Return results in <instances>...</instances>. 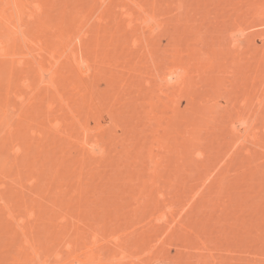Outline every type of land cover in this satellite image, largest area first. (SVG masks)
Masks as SVG:
<instances>
[{
    "label": "rangeland",
    "instance_id": "obj_1",
    "mask_svg": "<svg viewBox=\"0 0 264 264\" xmlns=\"http://www.w3.org/2000/svg\"><path fill=\"white\" fill-rule=\"evenodd\" d=\"M97 1L48 0L47 5L53 28L52 46L58 47L59 30L70 31L72 36L77 31L85 34L82 51L95 74L89 78H95L90 90L96 94L93 103H98H92L90 108L94 109L99 104L101 109L110 108L111 117L115 119L113 123L119 126L113 128L112 124L110 130L105 131L102 155L88 156L76 142L71 141L80 137L75 119H81V123L85 122L90 129L96 121L103 124L109 120L104 110L95 120L85 107V101L90 102L89 96L81 97L85 78L68 69L63 58L59 61L60 70L70 78L57 82L63 103H69L66 107L58 96H53L56 93L49 92L51 97L46 88L40 91L43 83L36 91L34 85L28 88L34 91L21 90L19 78L14 77L9 86L4 69L7 64L0 57V114L7 100L11 110L5 120L0 115V264H15L14 258L17 257L21 261L18 264L33 263L26 257L28 251L22 249L25 234L35 242L40 259L47 261L45 264H55V253H60L64 260L67 256L65 243L69 240L66 234L70 229L66 233V225L60 224L66 221H60L66 217L67 202L74 193L94 187L99 190L102 200L98 199L97 204L91 205L89 215V210L86 212L88 216L82 213L84 218L74 220L77 225L80 221L86 223V220L89 223L94 220L103 222L104 219L111 223L106 233L99 235L102 241L105 240L102 248L106 245L104 249L109 250L107 247L114 246L115 240H123L122 236L125 238L136 225L132 226L131 220L140 214L130 212V205L136 202L132 199L135 191L160 187L165 194L164 199L174 202L178 208L183 203L181 201L190 198V189H197L208 177L214 183L209 184L210 180L205 188L212 185L209 188L215 192L241 193L242 213L238 222L232 223L230 233L235 240L244 243L243 247L248 245L247 251L243 248L248 255L242 253L245 256L241 255L242 264L254 259L264 264V51L257 38V33L264 31V26L251 25L260 21L257 17L264 11V0H136L138 5L144 6L147 15L153 14L160 24L155 33L144 34L139 29H126L121 11L130 9L135 11L134 17L140 16L128 0H105L107 2L102 3L106 5H102L104 9L96 7V4L100 6ZM37 22L33 24L36 38L43 34ZM136 23L134 21L132 27L136 28ZM242 27L246 28L244 32L238 30ZM235 30L238 32L232 35ZM138 32L142 34L140 37L136 34ZM248 37H252L250 41ZM235 38H239L236 44L233 42ZM240 39L247 41L244 44ZM238 44H242L241 47ZM180 58L188 67V88L195 92L196 98L188 110L184 109L185 99L180 98L176 103L172 100L171 90L159 85V78L165 70ZM178 72L182 73V70ZM33 81L37 82L36 79ZM7 91L10 93L5 98ZM16 95L18 98L25 96L26 100L32 97L28 99L32 103L21 98L23 103L30 104L25 103L23 108ZM47 99L53 103L52 111L46 110ZM175 105L179 107L178 113L183 111L181 117L175 115ZM19 113L22 116L18 115V118L16 115ZM240 114L246 118L241 117L246 126L250 124V128L256 129L258 135L254 141L248 137L241 143L232 134L231 123ZM73 115L77 117L74 119ZM56 122L57 126L51 128ZM36 125L42 128H35ZM161 141L166 142L164 147H161ZM152 155L154 162L150 159ZM215 179L226 183L217 185ZM91 180L105 183L95 186ZM89 182L91 187H87ZM179 194L184 197L179 198ZM214 200L205 205L213 207ZM3 203L11 206L10 210L16 215L18 224L22 223L20 227L25 234L19 232L17 223L8 219ZM115 207L119 210L113 209ZM208 207L209 214L211 208L208 210ZM217 215L214 213L212 221L217 220ZM63 227L64 231L60 229ZM239 235L240 240L236 238ZM249 247L254 248L250 250ZM253 250L258 251V256ZM142 256L140 259H144ZM124 260H121L122 264Z\"/></svg>",
    "mask_w": 264,
    "mask_h": 264
},
{
    "label": "bare ground",
    "instance_id": "obj_2",
    "mask_svg": "<svg viewBox=\"0 0 264 264\" xmlns=\"http://www.w3.org/2000/svg\"><path fill=\"white\" fill-rule=\"evenodd\" d=\"M98 1L100 2V6H98L99 4H96V2H94L96 4V7H99L98 9L100 8L104 9L106 5L104 6L103 4H105L104 2H107V1L105 0H98ZM128 1H129L128 4H131V6L135 7L136 10L138 11V12L136 11L137 14L139 13L140 16L134 17L135 11H131L130 9L128 11H124L126 9L121 11L122 10L121 9L120 10L121 14H123L124 20L126 22L125 23L126 29L129 30V29L134 28L136 30L138 29L141 30L140 31L141 33L143 32L155 33V31L160 28V24L156 20L155 16L153 14L147 15V13L144 11L145 9H143L144 6L142 7L141 5H138L139 3H137L136 0H128ZM45 2L46 3H43L42 0H0V57L3 60H5L7 64V67L6 66L5 68L3 67L6 70V73H5L6 76H8L7 81L9 83L10 80H12L14 77H18L19 78L17 79L18 87L21 88V90L22 88H24V90L27 89L28 91H32L33 88H35L34 90L36 91L38 88H40V84L43 83V87L41 86L42 88L40 89V91L43 92V88H46L48 95L51 96L49 92L56 93L53 96H58L59 100H61V102L63 103L64 99H63L62 94L59 92L60 88L59 86L57 87V85H59L57 84V82L59 83L61 79H63L64 81H68V79H70L69 77L64 76L65 75L64 72H62V70H60L59 68V61L63 58L62 60L65 61L67 65L69 66L68 67L66 65L68 69L71 68V70L76 75L82 78H85V81H83L84 82L83 83L84 93L81 94V97L84 99L86 96H89L90 102L85 101L87 105L85 107L88 108V111L90 112L92 118H95L96 120L97 117L101 116L100 115L101 110L102 111L104 110V113H106L109 117V120L105 121V123L103 124H101L99 121H96L95 126L92 129H90V127H88L85 122L81 123V119H75L77 116L73 115L74 116L73 118L75 119L74 121L76 123L75 127L76 126L78 127L80 137L79 138L75 137L71 141L76 142L77 145L80 147V149L83 150V152L87 153L88 156H96V155H99V153H101L100 155H102L103 153L102 145H103V140L105 138L104 137L105 131H109L110 130L109 127L112 126V124H113L112 126L113 128L114 127L116 128V126L117 127L119 126L113 123L115 122V119L111 117L112 111L110 108L107 107L105 109H101L99 107L100 104L97 105L94 109L90 108L93 101L95 100L94 96L96 94L94 95L93 91L90 90L91 85L93 84L95 78H93V80L89 78L90 77L92 78V76H95V74L90 64L89 59L86 57L85 54H83L85 53L83 52L84 50L82 51L84 47L83 45L84 43L82 39L84 33H82L81 31H77V33L74 34L76 36L73 35L74 36L73 38L70 31H64L63 29L59 30V34L57 35L58 36L57 37L58 47L52 46V44L50 43H51V31L53 28L50 25L49 8H48L49 6L47 5L48 0H45ZM102 5L104 7H102ZM257 18H259L260 21L258 23H255L256 22L255 21L254 24L252 23L251 25H253V27L264 26V11L258 14ZM36 21L39 22V23L37 22V25L40 24L39 29L41 30L42 28V31H43L42 32L43 34L40 33L41 37H37V38L35 37L36 35L34 36L33 34L34 33L33 31H35L33 28V24ZM134 21H137V23L135 24L136 28L135 26L132 27V24ZM73 22L75 23L76 19ZM248 27H252V26H248ZM237 28H241V27L237 26ZM238 30L240 31L242 30L244 32L246 28L238 29ZM238 30L232 31L231 34L233 35L234 32L237 33ZM247 31H245V34ZM36 32L37 34H39L38 29L36 30ZM140 32L136 34H138L139 36ZM257 34H258L257 38L259 37L261 41V45L263 46L262 51H264V31H261L260 33H257ZM246 38H247V34H246ZM251 38H249V41ZM143 39H147V38H143ZM151 39L153 40V38ZM237 40L235 38L236 42L235 41L233 42L236 44ZM243 40L244 39L242 40L240 39V41L242 42ZM245 41L247 40H244V44H245ZM233 42H232V45H234ZM238 43L240 42L238 41ZM250 43H252V41ZM242 44H238V45H240L241 47ZM181 60L182 59L180 58V61L179 60L175 62L173 61L174 64H172L165 70L164 74H162L163 76L162 77L159 76L160 77L159 85L160 87L162 86V88H165L166 90H169V89L171 90L170 92L172 93V100L175 101L176 103L178 102L180 98L185 99L186 103H185L184 109L188 110L193 104H195L194 101L196 98H194L195 96L193 94L195 92L193 91L191 92V90L188 88V86L190 85L189 84L190 79L188 80V76L190 78V75L188 74V71H189L188 67L184 66ZM5 70L3 71L5 72ZM179 70H182V73H179L178 72ZM34 79H36L37 81L36 83L33 81ZM32 81L34 82V84H32L33 83ZM12 82L13 81H11L8 85L11 86ZM69 82H70L69 84L72 83L71 80ZM33 85L34 87L32 88V90H29L28 88H30ZM8 91H7V94H5V98H6V95H9L10 93ZM43 94L45 95V90ZM17 96L19 95H16V97ZM21 98L23 97L21 96ZM21 98L19 97L18 100L20 99L22 101ZM25 98L27 97L24 96L23 99ZM38 98L39 97H37L36 100ZM46 98H47V95L44 97V99ZM28 99L27 100L25 99V100L31 101L32 103V100H28ZM36 100L35 102L38 101ZM26 101L25 103H27ZM49 101L50 100H48V102L46 101L48 103L47 104L48 109H46L47 105H46V108L45 107L44 108L49 111L51 109L52 111L53 103L52 102L49 103ZM6 102H4L5 103V105H3L4 108H2L1 110V114H2L1 119L3 118L4 120L8 116L9 112L11 111L9 110L10 107H8V105L10 106V104H8L9 101L7 103ZM25 103H23L22 101V103L20 104H22V107H23ZM96 103L94 102L93 104H96ZM63 104L66 107H68L67 104L69 105L68 102L67 104L66 103H63ZM27 105H30V104L27 103ZM174 107H175V111H177V108H179L177 105H175ZM29 108H31V106H29ZM35 109L36 108H34V110ZM177 113L178 111L175 113V115L180 116L181 113L183 114V111L181 113H178V114ZM18 115H20V113L17 114L16 116L18 117ZM241 117L243 118V115L241 114H240V117L236 116L237 119H234L233 120L234 122L231 123L230 127L233 132L232 134H234V136H236L235 138L237 139V141L241 143L243 141H246L248 137H251L254 141V139L256 138V135H258L256 134L257 133L256 129L250 128L249 127L250 124L249 126H246V124L243 121V119H246V118L242 119ZM7 122L6 124H8ZM38 125H36L35 128H37ZM55 125L57 126V122L53 123L51 128H53V126L56 127ZM38 127L40 129L42 128L40 126ZM53 129L51 131H53ZM37 132L40 133L39 130ZM55 132H58V131H55ZM94 132H96V135L94 134ZM12 134L14 135V133ZM165 145H166V142L161 141V147H164ZM14 150L15 152L17 151L16 147L14 148ZM150 159L153 161L154 156L153 155L150 156ZM91 181H92L91 183L92 185L96 184L95 186L105 183V182L101 183L100 181H96V182L93 180ZM215 181H216L215 183L216 184L218 183L219 185L226 183L220 179L218 180L215 179ZM90 182L87 187L92 186ZM207 182L208 183L210 182L209 184L214 183L213 179L212 178L210 179V177H208L201 182L200 187L197 186V189L195 188L194 190H192L189 188L191 190L190 192H188L189 195L191 194L190 198L187 197L189 198L188 200H186L187 199L186 198L185 201H181L183 203L181 206H178V208L175 206L177 204H174V202L167 201V198L164 199L165 194L163 190L160 189V187L155 186L154 190L152 189V190H147V191L144 190L145 188L141 190L139 189L138 193L137 191H135L136 193V194L134 193L135 198L132 197V199L133 200L135 199L136 202L135 203L131 202V203H134L133 205L132 204L130 205L129 203V205L132 207H130L129 205L127 207H130V210H131L130 212L131 213L133 212L132 214L134 215L136 213L140 214L139 216L135 215L134 220H131L133 221L132 226L135 223L136 225L133 226L134 228L133 230H131V232L130 231L127 232L130 234L125 235V238L122 236L123 240L121 239H120L121 241L115 240L117 243L116 242L114 243L113 242L114 240H113L112 242L114 246L110 245L111 248L107 247L109 248V250L104 249L106 245H104L103 246L104 248H102L101 246L102 242L104 244L105 240L102 241L99 235L101 236V234L106 233L108 226L109 224L111 225V223L105 222L104 219H103V222L102 220L99 222H96L97 220L92 219L96 223L92 221V222H89L90 225L87 222L89 220H86V223L80 221L81 227H80V223L79 225H77L78 223H76L77 221H79V219L84 218V215L86 216L90 212L91 210L90 207L92 204H97L98 199L102 200V198H100V194H99L100 192H98L99 190L94 187L96 190H94V188H86L80 191L79 193L77 192V194L74 193L72 197L70 196L71 198H69L68 200L69 202H67L68 205L66 206L67 207L66 214L68 213L67 214L68 217L71 220L73 219L72 220L73 222L75 221L74 219H76L77 221H75V223L71 222V220L69 221L65 213H64L65 214L64 216L66 217L63 219L61 218L62 220L60 222H62L64 219L66 223L70 222V224L68 223L66 224L63 222L60 223L63 225L65 224L66 226L70 225L67 227L68 229L65 226V229L68 230L66 233H68L70 229V232L66 234L69 237V238L67 237L69 240L65 243V251L67 253V256L65 259L63 258L64 260H62V258H60V253L59 255L55 253L54 255L55 264H119V263L122 264V261L124 259L127 261L124 260L123 264L125 263L127 264V262L128 264H134L135 260L137 264H231V263L233 264V262L235 264L236 263L242 264L241 263L242 258L243 257L245 258V256L248 255L247 253L245 254V252L247 251L246 248L248 245L247 246L245 245L246 247H243L244 243H240L238 240H235L234 236H231V233H230V229L234 225V224L232 225V223L233 222L235 223V221L238 222V219L240 218L239 217L240 213H242L241 193L239 192L230 193L228 191H223V190H220L219 192L217 191L215 192L212 187L209 188L212 185H210L208 188H205V185L206 186L209 185ZM2 184L3 183L1 182V185ZM87 184L88 182L86 183V185ZM146 193L147 195L144 196V194ZM212 193L217 194V196ZM182 194H179V198H181ZM146 196H149V198ZM176 196H178V194H176ZM182 197H184V195ZM213 198L217 200L216 202L214 200L213 202L214 204L213 203L210 204V205L213 204V207L212 206L208 207L209 204L205 205L206 202L208 203L209 201L213 200ZM3 206H4L3 209L7 210L6 214H8V219H10L12 222L14 221L15 224L17 223L16 225H19L18 228L19 230H21L19 232L25 234L24 232H22L23 228L20 227L22 223L18 224L16 215L13 214V212L10 210L11 206L7 203L4 204ZM119 207L123 208L122 206H119ZM207 207H208V210L209 208L212 209V210L210 209L209 214H208L209 211L207 212V209H206ZM117 208L118 207H115L113 209L119 210V208L118 209ZM214 213L215 214L218 213L216 221H212ZM203 214L206 219L203 217ZM236 214H238L237 217H234ZM231 218H234V219L231 223H229V220ZM200 220L203 222H200ZM60 224H57V225H59V227H62L63 225L61 226ZM236 226H237V223H236ZM60 229L63 230L64 227ZM22 238L23 239H22L21 245H23L24 247L23 248L21 247V248L22 249L25 248L28 251L26 257L32 260L34 264H45L47 261L46 259L45 260L40 259L41 258L40 253L38 251V248L35 247V242H33L30 238L28 239V236L26 237V234H25V238L24 237ZM236 238L240 240V235L237 236ZM99 240L101 242H99ZM243 248H245L246 251ZM253 248L251 247V249ZM106 250H108V252ZM250 250H249V253H250ZM253 251L254 252L256 251V253L258 252L257 250H253ZM253 251H252V254L255 255ZM242 253H244L245 256ZM234 255L236 256L234 257ZM241 255H243V257ZM116 256H119V257L116 258ZM140 256H142L141 258H144V259H140ZM255 256H258V253ZM255 256L253 257L255 258ZM138 259H140V261L142 260L141 261L142 263H138L140 262ZM256 260H258V258ZM243 261L244 260H242V262ZM18 262H21L20 259L18 257L14 258V263L18 264ZM250 262L259 264L257 261H255V259L253 261H248V264ZM244 263L247 264L246 262Z\"/></svg>",
    "mask_w": 264,
    "mask_h": 264
}]
</instances>
